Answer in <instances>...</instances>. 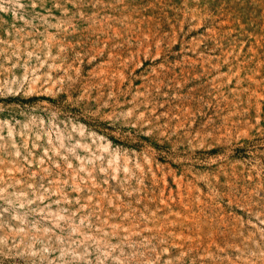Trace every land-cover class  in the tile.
<instances>
[{
  "label": "rangeland",
  "instance_id": "1",
  "mask_svg": "<svg viewBox=\"0 0 264 264\" xmlns=\"http://www.w3.org/2000/svg\"><path fill=\"white\" fill-rule=\"evenodd\" d=\"M0 264H264V0H0Z\"/></svg>",
  "mask_w": 264,
  "mask_h": 264
}]
</instances>
